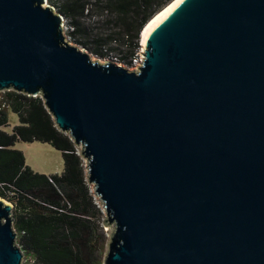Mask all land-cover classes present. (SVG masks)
<instances>
[{
  "label": "water",
  "instance_id": "95a60500",
  "mask_svg": "<svg viewBox=\"0 0 264 264\" xmlns=\"http://www.w3.org/2000/svg\"><path fill=\"white\" fill-rule=\"evenodd\" d=\"M0 0V91L42 98L102 204L104 264H264V0H175L133 70ZM0 197V264H21Z\"/></svg>",
  "mask_w": 264,
  "mask_h": 264
},
{
  "label": "trees",
  "instance_id": "16d2710c",
  "mask_svg": "<svg viewBox=\"0 0 264 264\" xmlns=\"http://www.w3.org/2000/svg\"><path fill=\"white\" fill-rule=\"evenodd\" d=\"M63 15L75 44L128 67L144 25L172 0H47ZM0 96V196L13 204L22 264H104L100 211L86 183L82 157L39 96L5 90ZM8 110L19 123L11 133ZM38 141L62 153L61 173L42 174L25 163L15 143Z\"/></svg>",
  "mask_w": 264,
  "mask_h": 264
},
{
  "label": "rangeland",
  "instance_id": "374dc122",
  "mask_svg": "<svg viewBox=\"0 0 264 264\" xmlns=\"http://www.w3.org/2000/svg\"><path fill=\"white\" fill-rule=\"evenodd\" d=\"M47 4H49L48 1H47ZM65 37H66L68 43L77 46L79 49H82V50L84 49V51L88 52V54L90 55V57L92 59H95V60L97 59L101 62L104 61V59L93 55L89 50L85 49L84 47L70 41L67 33L65 34ZM139 44H140V41H139ZM140 48H142L141 44H140ZM121 65L127 67L130 70H133L136 67V66L128 67L124 64H121ZM1 92L2 91H0V96L2 94ZM7 116H8V125L2 127L1 129L8 132V133H11L13 127L15 125H17L19 123V121H18L17 115L14 112H12L11 110H8ZM13 148L22 151L25 155V163L27 165H29L33 170H35L39 173L46 174L45 172H42L43 171L42 169H44V167H47L48 169H50V171L48 172L50 174L61 173L63 171L64 164H63L62 153L49 144L38 142V141H33V142L19 141V142L15 143ZM83 162L85 165L84 159H83ZM86 183L92 192L94 202L96 203V206L98 207V209L100 211V215H101L100 225L102 227L103 236H104V242L101 245L103 247V252H102V260H103L105 257V254H106V243H107V239H108L107 228L103 225V218L105 215L103 212L101 202L99 201L97 196L94 195L92 185L88 184L87 181H86ZM4 200H6V199H4ZM23 259H22V262H23Z\"/></svg>",
  "mask_w": 264,
  "mask_h": 264
},
{
  "label": "built area",
  "instance_id": "2783aa9c",
  "mask_svg": "<svg viewBox=\"0 0 264 264\" xmlns=\"http://www.w3.org/2000/svg\"><path fill=\"white\" fill-rule=\"evenodd\" d=\"M64 34H66V26H65V22H64ZM142 54V48H139L138 52L135 54V56L132 58V62H133V66H138L143 58ZM135 67V68H136Z\"/></svg>",
  "mask_w": 264,
  "mask_h": 264
},
{
  "label": "bare ground",
  "instance_id": "6f19581e",
  "mask_svg": "<svg viewBox=\"0 0 264 264\" xmlns=\"http://www.w3.org/2000/svg\"><path fill=\"white\" fill-rule=\"evenodd\" d=\"M175 0H172L168 5H166L162 10H160L159 12H157L145 25H144V27H143V29L146 27V25L154 18V17H156L160 12H162L166 7H168L172 2H174ZM143 29H142V31H143ZM141 34H142V32H141ZM141 34H140V37H141ZM141 46H143V45H141Z\"/></svg>",
  "mask_w": 264,
  "mask_h": 264
},
{
  "label": "crops",
  "instance_id": "0c3cea01",
  "mask_svg": "<svg viewBox=\"0 0 264 264\" xmlns=\"http://www.w3.org/2000/svg\"><path fill=\"white\" fill-rule=\"evenodd\" d=\"M42 170H41L42 172H45L46 174H50V173H48L50 171V169H48L47 167H44V169H42Z\"/></svg>",
  "mask_w": 264,
  "mask_h": 264
}]
</instances>
